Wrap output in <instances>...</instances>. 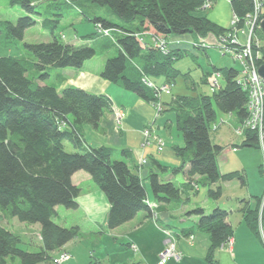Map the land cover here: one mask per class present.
I'll return each mask as SVG.
<instances>
[{"label": "trees", "instance_id": "16d2710c", "mask_svg": "<svg viewBox=\"0 0 264 264\" xmlns=\"http://www.w3.org/2000/svg\"><path fill=\"white\" fill-rule=\"evenodd\" d=\"M207 1L216 0L68 2L79 9L94 4L107 6V11L118 16L122 22L134 23L135 27L130 28L101 15L90 17L86 14L95 24V30L89 34L90 39L111 35L110 32L107 35L98 32V24L107 30L116 28L119 32L114 40L119 52L106 59L100 76L154 103L157 100L155 91L143 82V77L164 75L167 82L172 83L179 74L174 61L189 52L175 48L164 53L152 43L142 42L137 33H152L158 37L195 33V41L211 33L226 35L227 28L202 13ZM230 1L233 12L239 17L238 27L242 28L256 1ZM11 3L20 4L27 14L15 22L0 19V45H16L17 41L24 39L26 30L37 22L51 30L53 40L46 43L24 42L25 49L36 57V61L27 56H0V264H6L9 259H19L20 264H40L48 261L53 251L80 235V226L66 227L54 221L58 205L78 208L77 198L81 188L72 179L78 171L88 172L106 194L110 203L106 224L110 229L132 220L141 210L152 213L145 179H148L154 197L151 201L159 204L182 202L183 191L173 180L161 178V173L185 172L188 180L184 185L192 189L194 184L199 185L201 179L212 185L221 179L239 175V171H220L218 157L224 147L215 143L211 136L217 109L235 113L242 123L248 117V92L237 82L238 68L217 69L224 73L226 82L212 94L174 97L171 104L175 102L179 106L177 122L184 139L183 146L174 147L181 163L169 166L155 161L159 172L152 171L142 178L125 159L115 158L116 152L112 147H91L84 143L82 127L86 124L93 128L100 126L105 112L112 109L111 97L75 85L59 89L58 83L45 81L52 70L80 69L94 58L96 49L87 42L81 45L63 42L54 32L55 24L61 18L46 16L37 10V3L33 0H11ZM55 15L62 16L59 13ZM262 59L264 61V52ZM56 78L57 82L62 80L59 76ZM65 140L72 144L75 151L66 149ZM240 145L258 148L257 134L252 130L246 131ZM120 154L129 157L130 151L122 148ZM239 177L244 181L243 175ZM221 194V186L208 190V196L214 199ZM255 197V205L243 199L245 206L240 210L247 225L258 234L260 196ZM187 214L198 216L196 228L210 236L211 245L205 258L207 264H218L216 251L233 235L228 220L230 211L220 205L211 211L197 206ZM15 217L22 222L41 225L39 250L28 251L20 247L22 236L2 225V219ZM188 229L192 231V227Z\"/></svg>", "mask_w": 264, "mask_h": 264}, {"label": "crops", "instance_id": "0c3cea01", "mask_svg": "<svg viewBox=\"0 0 264 264\" xmlns=\"http://www.w3.org/2000/svg\"><path fill=\"white\" fill-rule=\"evenodd\" d=\"M202 13L206 14L213 22L227 28L230 25V19L233 11L229 0H218L209 11L203 10ZM40 19L41 17L38 18V21H40ZM63 36L66 37L64 34ZM81 36L83 35L77 34L76 39ZM189 37L192 40H188ZM183 38L184 40L180 41V39ZM144 39L145 41H150V36L146 35ZM209 39L213 40V42L210 43H214V41H216V39H214L212 36L203 38L204 42L205 40L209 41ZM169 40L171 49L176 48L190 51L193 50L192 42L196 40V37L194 35L183 37L169 36ZM70 43L78 44L77 41H70ZM1 53H3L2 50H0V54ZM23 56H27L29 59H32L29 54ZM209 56L211 57V54H209ZM105 61L106 60H103L102 62H98L96 66H92L93 60H89L80 69L61 68L62 70H52L55 72L54 74L56 77L59 76V78H62L60 82H57L59 89H62L67 85H75L90 92L105 93L108 94L112 99V109L118 107L123 110L124 118L117 126H115L116 118L113 112L114 110L112 111V109L105 112L98 128H93L89 124L84 125L82 127L84 143L91 147H112L116 152L115 154H117L116 158L125 159L132 169L142 178H146L152 171L159 172V169L155 168V161H159L160 163L169 166L179 165L181 163V158L179 155H177L174 147L184 145L183 136L179 135L178 132L176 134L178 136L175 137L174 126L171 125L169 118L165 120L163 124L164 126L162 127L168 131V135L170 137L168 135L167 137L163 136V128L156 124L157 120L155 117V108L153 103L145 101L138 97L135 93L127 91L120 85L111 83L110 81L102 78L100 76V71L105 64ZM219 68L224 67L215 66L214 70ZM212 71L213 70L207 71V74ZM45 81L48 82V79ZM45 81L39 80V82L42 84L45 83ZM159 81L160 83H158V85L167 83L166 80L163 81L161 79ZM171 94L172 91L170 94H163V112L166 111L167 108H172V105L171 107L165 106L166 101L170 102L171 100L164 97V95ZM172 100H174V98H172ZM162 115H164V113H162ZM150 123L153 124V132L165 140V147L162 150H158L156 144L153 141L150 144L144 145L143 130ZM177 127L179 128V126ZM219 128L217 130H219ZM216 136L220 137V134L218 133ZM230 142V149L240 154L243 168H249L258 165L257 168L261 174V177L263 178L260 170L262 160L261 157L260 160L256 157L255 161V159H252L251 157L253 150H240V141L233 135L230 137ZM122 148H127L130 151L129 157H124L120 154V149ZM71 150L75 151V148L71 147ZM142 158L148 159V164L145 166L140 164V160ZM223 159L222 163L226 158ZM248 168L244 169V175L242 173L241 175H243L244 179L246 180V185L248 187L247 193L251 197H245L244 199L253 203L251 198H254L255 196H262L264 194V186L262 192L259 193L257 186L250 184ZM220 171L222 173H227L221 169ZM161 175V178L166 180L178 178V185L183 188L182 202L159 203V218L157 224L150 216L151 214H149L148 210H141L132 220L116 228L110 229L106 224L110 207V203L106 194L97 186V184L93 181L92 176L88 172L83 170L76 172L72 179L73 182L81 188L80 195L77 198L79 204L77 209L82 214V222L76 223V225L82 227V225L84 226V224H87L93 229L97 230H103L104 228H107L109 229L108 232L115 236V238L126 240L129 247H132L133 244H136L139 257H133L134 259H131L130 261L131 264H135L136 258H138L140 261L142 260V262H145L146 264H159L160 253L166 247V235L163 231V228H170L174 232L176 238L177 250L182 252L183 261L175 262L173 260L169 263L170 260H168L165 264H207L205 258L211 245V239L209 234L196 228L198 216L187 214L189 210L197 207L198 205L191 204L190 202L187 189H191V187L184 185V183L188 180L186 173L180 172V174H173L171 171H168L166 173H161ZM144 183L148 188L149 199L154 200L152 192L149 188L148 179H145ZM218 205L219 204L217 203H208L200 206L206 211H211ZM242 206L243 202H240L238 209L239 212H230L229 222L233 228V243L231 246L225 245L216 251V259L218 260V264H264V244L259 235L256 234V232L245 222L243 213L240 210ZM232 216L238 217V221L233 222L231 219ZM9 219L8 223H10L9 221H15V218ZM3 220L7 219H2V221ZM20 223L24 222H16L15 224L22 225ZM191 227L192 231H189L190 229L188 228ZM24 229L28 233L33 231L37 236H39L41 225L39 223H35L25 227ZM79 237L80 236L72 239L60 249L53 251V253H51L50 259L54 262V260L60 256L62 251H68L71 254V257L68 258L64 264H83L82 250L86 251L87 253V249L83 245L82 247H77V243L80 245L81 242ZM153 257L154 261L151 259ZM156 261L158 263H156ZM6 264H10L9 260L6 262ZM40 264L45 263L42 262Z\"/></svg>", "mask_w": 264, "mask_h": 264}, {"label": "rangeland", "instance_id": "374dc122", "mask_svg": "<svg viewBox=\"0 0 264 264\" xmlns=\"http://www.w3.org/2000/svg\"><path fill=\"white\" fill-rule=\"evenodd\" d=\"M37 3V10L42 11L46 14V16H51V18H61L59 23L55 24L54 32L56 35H58L63 42H70V41H77L79 45L87 42L88 45L94 47L96 49V55L94 56L93 64L92 66H96L98 62H102L103 60H106L108 57H112L114 55H117L119 52V47L115 43V39H117V36L119 35V32L116 28L112 30H108V32L111 33L110 36H99L93 39L89 38V34L93 33V30H95V24L94 22L89 19L87 15L90 17H94L95 15H101L107 19H110L111 21H114L116 23L124 24L126 27L134 28V23H124L121 21V19L111 14L107 11V6H99V5H87L83 6L82 9L74 7L72 4H70L69 0H34ZM218 0L214 2H205L203 10L209 11L214 4ZM230 1V0H229ZM256 1V0H255ZM231 3V1H230ZM84 11V12H83ZM233 11V10H232ZM56 13L62 14V16L55 15ZM27 12L20 4H13L11 3V0H0V19L2 20H10V21H17L20 16L26 15ZM235 13L233 12L230 19V25L227 27V33L228 35L231 31L237 35V38L239 39L241 44H247L249 40V31L251 24H247V21L245 22L244 27L242 28H233L232 27V19L234 18ZM252 16V17H251ZM251 17V18H250ZM247 18L250 19V23H253L254 18L256 21L255 27H254V36H252V51L255 55V61L258 66L264 63L263 59V52H264V33L262 30L261 22L264 19V0L263 1H256L255 8L248 13ZM97 30V29H96ZM66 35V37L63 36ZM83 35L76 39V35ZM105 34V33H102ZM138 39H143L146 35L150 36V41H153V38L156 36L154 34H149L145 32H138ZM107 35V34H106ZM194 35L197 36L195 33H185V34H171L170 36H190ZM224 35V34H223ZM216 36L214 34H209L208 36H212L216 41L214 43L213 40L209 39V41L204 42V44L208 47H196L193 46V50L188 51L189 54H186L174 61V67L179 69V74L176 77V79L172 83H167V85L170 86L172 94L171 95H164L165 98L172 101V98L177 96H189V97H200L203 94H212L216 87L213 86L210 83V79L212 76V73L214 71L215 66H235L236 68L241 70V63L239 61H234L235 57H238V54L241 55L244 52V47L240 46L234 55L225 53L221 50V37L223 36ZM167 42V49L170 48V40L169 36L165 37ZM172 39V38H171ZM197 39V37H196ZM53 40V34L50 29H47L42 26L41 22H37L36 24L30 26L26 32L23 40L17 41L16 45H5L0 46V50L3 51L1 55H16V56H23L26 54H29L30 57L36 61V57L29 53L25 47L24 42L29 43H42V42H51ZM145 40V39H144ZM184 40L180 39V41ZM188 40H192L189 39ZM194 42V41H193ZM260 52L261 57L259 59L256 58L257 53ZM211 54V57L209 56ZM234 57V58H233ZM212 61V62H211ZM58 70H62L58 68ZM207 74V71H211ZM220 72V71H219ZM55 72L51 74V76L48 79V83H57V78L54 74ZM220 85H224L225 75L224 73L220 72ZM148 77L154 81L155 83H160L159 80L165 81L166 78L164 75L160 76H153L148 75ZM160 78V79H158ZM167 81V80H166ZM162 93L161 100L163 97ZM170 102L165 103V106L172 108H167L166 111L161 112L159 115L156 111L155 102L153 103L155 108V117L157 120L158 126H164V122L167 118L170 119L171 125L174 126V133L175 137L179 132V135L182 136L180 129L177 127V109L179 110V106L177 103L173 102L171 104ZM113 111V109H112ZM107 112V111H106ZM114 112V111H113ZM164 113V115H162ZM161 115V116H160ZM124 118V117H123ZM116 120L115 126L120 124L121 119ZM222 120L224 122L222 123ZM220 124L217 127L219 130H213L211 125V136L215 143L223 145L224 149L219 155V167L224 172H232L238 170V174L235 178L232 179H221L218 183L215 184H208L205 183L203 179L199 181V185L197 188L194 189H187L188 195L190 197L191 204H196L198 206L208 204V203H214L219 204L220 207L229 210L230 212L233 211V213L239 212V203L242 202V200L247 197L249 198V194L247 193V183L246 180H241L239 177L242 173L244 175V169L243 164L240 159V154L234 152L232 149H230L231 142L230 137L233 135L235 136L239 141L240 144H242L243 138L245 135L238 134V129L245 128L242 126V122H240L236 114L231 113H225L217 109V114L215 117V121L212 123ZM163 128V127H162ZM146 127L144 128V130ZM143 130V137H144V145L152 143V141L156 144L157 148L159 145L160 139L164 142L163 149L165 147V140L161 136L155 134L153 132V127L151 130V137L149 138V141H146L145 134ZM162 135L167 137L169 134L166 129L163 128ZM246 132V131H245ZM243 131V133L245 134ZM218 133L220 134L219 136ZM235 134V135H234ZM169 136V135H168ZM170 137V136H169ZM239 144V145H240ZM65 147L68 151H71L72 145L65 140ZM240 150L243 149H251L253 150V153L251 154L252 159H255L256 157L260 160L261 157V165L260 170L262 173V176L264 178V146L262 144H259L258 148L255 147H248V146H239ZM159 150V149H158ZM260 150V151H258ZM262 152V153H260ZM115 154V158H116ZM226 158L225 161L222 163V159ZM145 160L144 166L148 164L147 158H142ZM251 159V160H252ZM224 160V159H223ZM258 165H255L253 167L248 168V176L250 184L256 185L259 189V193L262 192L263 186H264V180L261 177V174L257 168ZM180 174V173H179ZM174 182L178 183V178L173 179ZM218 186L222 187V194L218 199H214L212 197L208 196V190L210 187L217 188ZM151 195V193H150ZM152 196V195H151ZM251 197V196H250ZM258 200V219H257V230L258 235L261 239V232L264 227V194L259 197ZM253 200V203L250 201L252 205H255L256 203V197L251 198ZM247 203V202H246ZM244 202L243 206L244 207ZM158 211V208L156 209ZM159 213V212H158ZM151 216V215H150ZM244 216V215H243ZM82 214L77 208H67L64 205H58L57 206V215L54 216V221L62 226L70 227L72 225H76V223L82 222ZM152 217V216H151ZM159 218V217H158ZM232 221L236 222L238 221V217L232 216ZM10 220V219H9ZM15 221H9L3 220L1 221L2 225L7 227L8 229L12 230L13 232L20 234L22 236V242L19 244L20 247H22L25 250L28 251H37L41 247V240L40 238L35 234V232H27L24 228L27 226H30L32 223L24 222L20 223L22 225L15 224L16 222H22L18 218L15 217ZM229 220V217H228ZM155 221V220H154ZM158 221V219H157ZM156 222V221H155ZM158 222H156L157 224ZM81 234L79 235L81 242L80 245L77 243L78 246H85L87 249L86 251L82 250V259L83 264H131V259H134L133 257H139V252H137L138 248L135 250L132 247H129L127 245V241L121 238H115V236L111 235L107 228H104L103 230H97L93 229L87 224L80 226ZM104 231V232H101ZM230 237L233 238L231 235ZM228 240V239H227ZM227 240L219 247L225 246L227 244ZM117 241V242H116ZM165 246L168 248V246L165 244ZM165 247V249H166ZM164 249V250H165ZM163 250V251H164ZM162 251V252H163ZM176 252H179L177 250L176 246ZM182 254V252H180ZM138 258H136L135 264H146L145 262L140 261ZM152 261H154V257L151 258ZM175 262H182L183 261V255H181V258L177 260V258L172 257L169 261ZM85 261V262H84ZM10 264H20L19 259L11 260L9 259ZM45 264H55L51 259H49L47 262H44ZM156 263H158L156 261Z\"/></svg>", "mask_w": 264, "mask_h": 264}, {"label": "built area", "instance_id": "2783aa9c", "mask_svg": "<svg viewBox=\"0 0 264 264\" xmlns=\"http://www.w3.org/2000/svg\"><path fill=\"white\" fill-rule=\"evenodd\" d=\"M257 1V0H256ZM260 1V0H259ZM210 2V1H209ZM252 17V16H251ZM250 17V18H251ZM250 19L247 18V24H251L250 31H249V40L247 44H241L239 39L237 38V35L231 31L228 35H223L221 37V50L225 51V53L234 55L236 50L240 48V46L244 47V52L239 55L238 57L234 58V61H239L241 63V70L237 77L238 84L248 92V102H247V110H248V117L246 120L242 123V126L245 128L238 129V134L245 135L243 131L252 130L257 134V138L259 141V144H262L264 146V79L260 75L259 72V66L257 65L255 61V55L252 51V36H254V27L256 24L255 18L253 23H250ZM232 27L233 28H239V17L235 14L234 18L232 19ZM261 26V25H260ZM96 29L100 33L109 34L107 29H104L100 24L96 26ZM142 42H144V38L140 39ZM167 42L168 40L165 37H158L155 36L153 38L152 43L155 47L159 48L162 52L167 53L169 49H167ZM193 46H201V47H208L204 44L203 38L199 39L198 41L192 42ZM223 51V52H224ZM261 57L260 52L257 53L256 58L259 59ZM239 59V60H238ZM262 59V58H261ZM220 72L214 71L212 73L211 79L209 80L210 83L218 89L220 87ZM143 82L149 86L150 88L154 89L155 94L157 96V100L155 101L156 111L159 115L163 111V102L161 100L162 93L165 92L167 94L171 93V88L167 83L158 85L154 81H152L148 76L143 77ZM114 114L115 118L117 119H123L124 113L123 110L115 107L114 108ZM118 120V122H119ZM121 122V121H120ZM224 120H222V123ZM222 123L212 124L213 130H216L218 126H220ZM153 124L150 123L148 126H146V129L144 130L146 141H149V138L151 137V130H152ZM164 146V142L160 139L158 149L162 150ZM145 160L141 159L140 164L144 165ZM195 188L198 187L197 184H194ZM150 209H151V216L152 218L157 222L159 213L156 210L158 208V203L148 200ZM163 231L166 235V249L160 253V261L159 264H165L168 260H170L172 257H175L178 259L181 258L180 252H176V238L171 229L163 228ZM193 237V236H192ZM261 240L264 244V227L261 232ZM233 243V238L229 237L227 240V244L231 246ZM132 247L136 250L137 245L133 244ZM71 257V254L68 251H62L60 253V256L54 260L56 264H64L68 258Z\"/></svg>", "mask_w": 264, "mask_h": 264}, {"label": "water", "instance_id": "95a60500", "mask_svg": "<svg viewBox=\"0 0 264 264\" xmlns=\"http://www.w3.org/2000/svg\"><path fill=\"white\" fill-rule=\"evenodd\" d=\"M261 27H262V30L264 33V19L261 22ZM259 72H260V75L262 76V78L264 79V63L259 66Z\"/></svg>", "mask_w": 264, "mask_h": 264}, {"label": "bare ground", "instance_id": "6f19581e", "mask_svg": "<svg viewBox=\"0 0 264 264\" xmlns=\"http://www.w3.org/2000/svg\"><path fill=\"white\" fill-rule=\"evenodd\" d=\"M29 43V42H28Z\"/></svg>", "mask_w": 264, "mask_h": 264}]
</instances>
